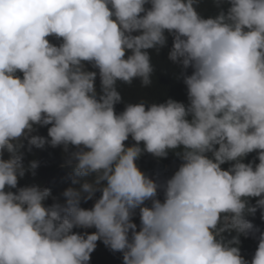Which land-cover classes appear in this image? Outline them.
<instances>
[{"label":"clouds","instance_id":"clouds-1","mask_svg":"<svg viewBox=\"0 0 264 264\" xmlns=\"http://www.w3.org/2000/svg\"><path fill=\"white\" fill-rule=\"evenodd\" d=\"M212 2L205 18L200 0H0V264H90L98 241L123 264H264V232L246 219L264 215V0ZM169 36L187 104L117 113L118 84L151 87L150 51ZM25 142L67 154L63 202L18 187L39 167ZM170 151L182 163L163 185L136 163ZM257 232L249 262L240 237Z\"/></svg>","mask_w":264,"mask_h":264},{"label":"trees","instance_id":"trees-1","mask_svg":"<svg viewBox=\"0 0 264 264\" xmlns=\"http://www.w3.org/2000/svg\"><path fill=\"white\" fill-rule=\"evenodd\" d=\"M147 7V6H146ZM197 11L205 18L215 16L218 9L213 5L212 0H200ZM50 42L59 45L61 41L54 37L49 38ZM172 45V37H168L167 47L161 49L159 55L155 50L150 51L151 62L154 66L153 73V84L149 88H142L140 81L134 80L131 85L118 84V90L120 91L123 102L115 106L117 113L123 111L125 104L137 103L144 101L147 104L151 103H163L166 99L171 98L178 102H184L187 104V91L183 83L182 78H178L181 73V68L174 65L168 60V51ZM88 70L92 71L90 66ZM188 74H191V69L188 70ZM100 82L96 80V87L99 91ZM40 136L47 137V127H39L37 133ZM134 142L129 138L126 142L127 145H132ZM74 151V149H70ZM25 164L29 161H39V167L36 170L35 176L27 174L23 179L19 181L18 187H24L29 185H39L42 188L51 190L52 196L60 199L63 202L61 193L72 185V169L70 167L63 166L68 158L67 154L63 152L62 147L52 148L46 146L44 149L32 148L31 152L27 151V142H25ZM256 153L249 154L245 159L244 163H249L255 160ZM7 159V154H5ZM258 163V161H255ZM140 170L145 173L148 177L154 179L158 184L163 185L165 181L178 170L181 159L177 157L173 152H169L167 158L157 159L150 154L145 153L136 162ZM230 167L229 164L222 165V168L227 170ZM14 191V190H13ZM100 193H96L98 199ZM158 199L163 202V191H158ZM54 201L50 198L45 203L50 206ZM256 200H250V205H255ZM94 204V200L82 202L81 207L90 209ZM145 206H151V201L146 202ZM246 219L251 221L254 225V229H259L260 232H264V215L262 210H257L255 215L247 216ZM132 222L137 225L139 230L140 219L139 210L137 209ZM76 232H85L89 234L95 231V229H74ZM259 232L255 233V236L249 234L246 238L240 237V253L245 260L251 261L257 245H258ZM230 238V237H229ZM90 264H123V258L121 253H114L110 251L105 245L98 241L95 251L91 254Z\"/></svg>","mask_w":264,"mask_h":264}]
</instances>
